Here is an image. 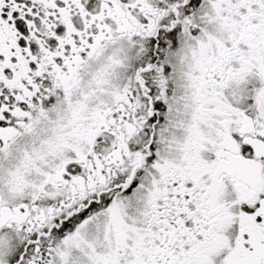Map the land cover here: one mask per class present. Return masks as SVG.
<instances>
[{"label":"snow or ice","instance_id":"snow-or-ice-1","mask_svg":"<svg viewBox=\"0 0 264 264\" xmlns=\"http://www.w3.org/2000/svg\"><path fill=\"white\" fill-rule=\"evenodd\" d=\"M0 264H264V0H0Z\"/></svg>","mask_w":264,"mask_h":264}]
</instances>
